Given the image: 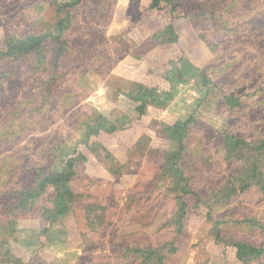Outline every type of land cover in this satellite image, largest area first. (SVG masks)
Returning <instances> with one entry per match:
<instances>
[{
	"label": "rangeland",
	"instance_id": "obj_1",
	"mask_svg": "<svg viewBox=\"0 0 264 264\" xmlns=\"http://www.w3.org/2000/svg\"><path fill=\"white\" fill-rule=\"evenodd\" d=\"M255 16L264 22V0H0V52L7 51V35L20 42L54 34L47 40L46 66L37 72L23 66L12 89L0 79V142L8 143L0 155V207L6 208L4 198L17 202L6 192L29 188V169H66L76 197L63 224L72 222L71 246L83 253L79 259L77 251L70 254L76 264H141L118 254L116 243H171L175 251L165 248L164 264H243L228 244L264 247V54L249 40L228 45L222 35L224 21L240 31L241 21ZM257 32L264 33V24ZM227 51L235 58L204 79L206 66ZM32 84L45 115L11 117L12 109L28 101ZM138 85L154 96L133 100ZM246 86L262 96L247 98L241 111L231 97ZM97 116L116 131L87 132L81 140ZM192 119L182 177L185 191L197 193L200 202L188 200L191 210L180 229L175 161L164 156L177 151L178 143L165 127ZM50 148L58 150L54 161ZM56 210L39 199L29 209L0 211L3 250L15 249L11 241L16 238L15 247L22 235L30 255L24 264H73L70 256L52 263L43 257L52 254L39 243L38 231L49 230L43 219ZM35 218L41 222L33 226L36 232L26 227ZM47 237L48 245L66 247V233L52 230ZM5 257L0 264H18ZM249 264H264V252Z\"/></svg>",
	"mask_w": 264,
	"mask_h": 264
},
{
	"label": "trees",
	"instance_id": "obj_2",
	"mask_svg": "<svg viewBox=\"0 0 264 264\" xmlns=\"http://www.w3.org/2000/svg\"><path fill=\"white\" fill-rule=\"evenodd\" d=\"M158 2V1H157ZM156 2V3H157ZM226 8H230V5H226ZM215 18V17H213ZM242 22H247V28L242 25ZM224 31L225 33L222 35L223 42H226L228 45H233L234 43L243 42L249 40V44L252 46H255V48H261L260 52L264 54V33H255V30L257 26L261 28L264 24V22H261L259 19V16H255L253 18L241 21L239 24L240 26H243V29L240 31H237L236 28L238 25H235L232 27V25L228 24V21H224ZM61 26V24H59ZM56 36V35H55ZM54 34L52 35H38L36 40L33 38H29V41H20L17 42L13 37L10 35H7V51H1L0 52V66L4 68V71L0 73V79L7 80L10 83V87L12 89L13 82L20 80V76H23L22 67L26 66L27 72H37L40 71L41 68L46 66L49 62L47 61L45 57L46 49L48 47L47 40L50 38H53ZM245 40V41H244ZM252 41H254L252 43ZM215 52H218L217 48L215 47ZM213 49V50H214ZM235 53H230L229 51L224 53H219L217 58L213 62H211L209 65L206 66L205 70L203 71L204 79H206L205 75L211 70H215L217 68H224L226 67L229 60L235 58ZM54 73L53 71H50L48 74V79L52 80L54 79ZM30 93L27 96L28 101L26 103H20L18 104V107L16 109H12L11 117H14L16 113H22L20 117L26 112L28 114L32 113H41L45 115L44 113L40 112L41 108L36 105L34 95H37L38 87L35 85L30 86ZM138 96L133 97V100L136 99H144L151 98L154 96V90L148 89L143 85L137 86ZM130 96H134V91L131 92ZM61 94V93H60ZM259 94H261L259 96ZM35 95V96H36ZM62 95L66 96H74L75 94L71 91H65L62 92ZM57 96V95H53ZM262 93L261 90L256 91H250L247 89L244 91L243 94H240L237 97H231V100L235 101V109L241 108V111H244L247 108L246 100L250 97H261ZM75 98V96H74ZM50 100L52 101L51 97ZM71 103L70 108H74L76 105L75 99ZM262 102H264V92L263 96L261 98ZM42 104V101H41ZM36 115H34L33 120L35 119ZM28 121V119H26ZM29 121H31L29 119ZM195 119H192L184 125L177 124L174 128H171L169 126L165 127L166 132L168 133V138H171L174 142H177L178 149L177 151H174L172 153L165 154L166 159L174 160L173 169L174 173L176 175L174 179V186L176 188V191H178V194L175 197L177 205H179V210L176 214L175 223L179 226L180 229L185 227V224H182V221H185L187 216L189 215V203L188 200H195L194 205H197L200 202V197L197 193L192 191H185L188 188L187 181L182 177L185 168L182 162L184 161L183 157L184 154L188 151L186 149L187 143L186 140L189 139L190 134V127L192 125V122H195ZM25 124V123H24ZM18 135L22 134L23 126H21V123L18 125ZM106 132L111 133L113 131H116V128L111 127L109 125L108 121L104 119L101 116H97L96 120L91 122H87L86 124V134L81 137V140L85 137L87 138L89 135L87 132H90L92 135L98 134L99 132ZM14 132V130L12 131ZM173 134V136H172ZM170 136V137H169ZM4 138V136H1ZM235 139V137H234ZM40 139L33 138L31 142L38 141ZM83 142L84 141H81ZM86 140V139H85ZM6 141L0 142V148L1 149L0 155L4 154V150L7 146ZM4 149V150H3ZM50 153L52 155V160L54 161L56 159V154L58 152L57 149L53 148L51 149ZM38 151H36L37 153ZM50 152V151H48ZM49 154V155H50ZM44 155H47L46 152H44ZM6 157V155H5ZM4 157V159H6ZM175 167V168H174ZM30 176H29V188H25L23 190H13L11 193L6 192L5 195L8 197H16L17 202L14 204H10L9 200L7 198H4L3 201L6 205V208L2 209L0 207V211L5 212L7 215L11 212L13 209H29L32 206L36 205L37 202H39V199L45 200V201H51L53 204H56L60 210H56V212L53 213V216L55 215H62L66 213L70 208H73L70 204H72L73 200L75 199L76 195L74 194V191L72 190L71 185L67 182V178L71 177V172L69 173L68 170L64 169L63 173H47L44 170L40 169H29ZM50 188L54 190L53 194L49 193ZM11 207V210L9 208ZM75 212L76 209H73ZM191 210V209H190ZM78 214V213H77ZM49 218V217H47ZM77 222L79 221V217H76ZM220 222L215 223V227L219 226ZM5 225L2 224L0 226V241L4 242L1 238L4 236L1 234V232H5L4 229ZM4 229V230H3ZM228 244V243H227ZM230 246H233L235 249H237V258L243 263V264H249L251 260L256 259L260 257L264 252V247H256L252 245H248L242 242H237L233 244H228ZM170 249L167 251L168 254L175 251L174 248H172V244H165L163 246H158V248H153L150 246H135L132 247L129 244L125 245H119L115 244L114 248L115 251H117L118 254L122 253V256L125 255V257L128 256V258L134 257L135 260H140L141 264H164L165 258L167 253L165 252V248L169 247ZM39 261L42 262L41 259ZM134 264V263H132Z\"/></svg>",
	"mask_w": 264,
	"mask_h": 264
},
{
	"label": "crops",
	"instance_id": "obj_3",
	"mask_svg": "<svg viewBox=\"0 0 264 264\" xmlns=\"http://www.w3.org/2000/svg\"><path fill=\"white\" fill-rule=\"evenodd\" d=\"M68 213H70V212L68 211V212L64 213L65 215L64 214L60 215V216L59 215H55V216L51 215V216H49V218H44L43 219L44 222L49 224V230L48 231H46V230L38 231L39 243H41L42 247H44L45 250L47 249L46 251L48 253L52 254L51 257L42 255L44 257V260H46L49 263H52L54 260L56 261V260H59V259L65 258V257L67 258V256H70V259H69L70 262H73V264H76L77 263L76 258L77 257H78L77 259L82 258V255H83L82 251L80 249L76 250L71 246L72 242H73L72 234L74 233V228L71 227L72 222L69 221V223H71L70 227H69V225L64 226V224H63L64 219L69 217ZM34 220H36V221H30L31 223L28 222V226H26V227H30L31 225H32V227L33 226L39 227L41 222L37 221L36 218ZM38 220H41V219H38ZM39 222H40V224H39ZM34 229L35 228L33 227L32 231H34ZM37 230L38 229H35V232ZM52 230L53 231L58 230V231H62L64 233H66V235H67V240H66L67 243L65 244L66 247H63V246L58 247L59 246L58 244H49L48 245L49 242H48L47 236H48L49 232ZM29 232H31V230L27 231V233H29ZM20 236H22V235H20ZM20 236L17 238V244L15 245V247H13L12 242L14 243L16 241V238L13 241H11V247L15 248V249H10V251L9 250H7V251L3 250L4 244H3V242L0 241V258L5 257V255H6V257L10 258V261L17 262L18 264L19 263L24 264L30 258L29 252L25 249L24 244L21 242ZM23 236H24V234H23ZM46 244H47V247H46ZM38 248H40V246ZM73 251H77V255H78L77 257H74V255H70Z\"/></svg>",
	"mask_w": 264,
	"mask_h": 264
}]
</instances>
